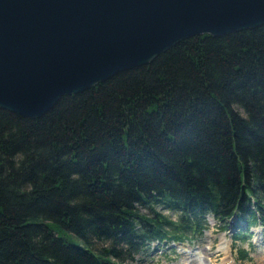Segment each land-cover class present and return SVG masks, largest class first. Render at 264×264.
<instances>
[{"label":"trees","instance_id":"1","mask_svg":"<svg viewBox=\"0 0 264 264\" xmlns=\"http://www.w3.org/2000/svg\"><path fill=\"white\" fill-rule=\"evenodd\" d=\"M206 217L234 242L264 227V25L182 40L38 118L0 109V264H128Z\"/></svg>","mask_w":264,"mask_h":264},{"label":"water","instance_id":"2","mask_svg":"<svg viewBox=\"0 0 264 264\" xmlns=\"http://www.w3.org/2000/svg\"><path fill=\"white\" fill-rule=\"evenodd\" d=\"M261 25L264 0H0V109L38 118L182 40Z\"/></svg>","mask_w":264,"mask_h":264},{"label":"rangeland","instance_id":"3","mask_svg":"<svg viewBox=\"0 0 264 264\" xmlns=\"http://www.w3.org/2000/svg\"><path fill=\"white\" fill-rule=\"evenodd\" d=\"M155 211L174 219V215L165 209L156 207ZM140 212L144 213L147 210L141 207ZM206 218V224H208L200 237L182 244L164 243L158 245L155 242L150 243L148 247L133 255L128 264H198L199 261L206 262L205 264H224L223 258L227 254L218 251L221 239L227 241L231 264H264V228L261 225L254 230L255 234L247 237L244 242H234L232 236L236 229L233 228L231 222L222 230L219 228V224H215L210 217ZM248 243L250 247L247 245ZM238 249L247 252V259L238 260Z\"/></svg>","mask_w":264,"mask_h":264},{"label":"bare ground","instance_id":"4","mask_svg":"<svg viewBox=\"0 0 264 264\" xmlns=\"http://www.w3.org/2000/svg\"><path fill=\"white\" fill-rule=\"evenodd\" d=\"M227 241L224 239H221L219 244H218V251H222L223 254H227V256H225L224 259V264H231L232 261L231 260V256L229 255L228 252V244L226 243ZM196 261V260H195ZM206 263V262H205ZM202 261H199L198 264H205Z\"/></svg>","mask_w":264,"mask_h":264}]
</instances>
